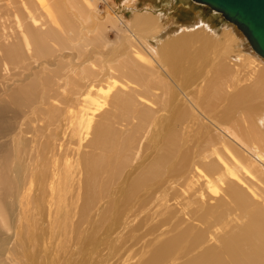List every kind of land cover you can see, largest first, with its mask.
<instances>
[{"label": "bare ground", "instance_id": "6f19581e", "mask_svg": "<svg viewBox=\"0 0 264 264\" xmlns=\"http://www.w3.org/2000/svg\"><path fill=\"white\" fill-rule=\"evenodd\" d=\"M95 1L18 0L8 1L5 8L0 5V93L21 107L19 110L23 105L35 110L38 103L42 111H37L49 122L44 127L48 133L53 125L61 124L59 98L65 90L59 91V75L52 81L45 72L54 75L61 71L57 62L61 52L75 47L72 42L77 37L78 42L85 40L83 32L88 28L93 27L97 35L91 10ZM136 1L124 0L130 5L125 9L132 11ZM104 14L120 23L126 33L127 49L108 54L114 62L124 58L142 68L150 66L168 79L167 65L178 71V63L186 56L191 55L193 66L202 56L210 63L214 83L204 74L192 75L190 93L177 89L167 100L168 92L163 93L155 107L143 98L115 93L128 89L122 77L123 82L112 77L117 73L126 77L128 69L123 64L115 69L113 61L106 62L99 78L90 68L85 69L74 77L76 87L66 105L67 122L77 145L83 137L96 134L100 147L109 154L92 159L84 170L78 159L72 163L75 169L69 170L68 162L60 167L56 162L58 149L50 144L53 133L45 136L43 129L39 137L25 138L20 128L10 139L12 165L7 162L10 154H0V187L11 186L7 172L23 171L22 157L25 161L40 159L44 168L34 173L36 179L32 177L26 188L15 192L21 218L28 228L47 223L52 244L59 237L77 233L78 224L91 211L95 224L90 237L95 243L90 251H108L102 256L99 252L97 264H112L113 259L119 260L116 264H175L178 256L182 258L178 264H264V201L257 202L264 197V111L253 118L257 106L264 109V58L221 15L230 24L221 34L209 21L198 18L193 27L180 24L176 35L152 46L150 39L170 29L171 25L163 24V13L156 14L146 6L134 9L129 21L115 13V18ZM9 19L15 21V30L7 29ZM194 44L198 47L191 54ZM237 44L241 49L233 48ZM85 46L81 44L77 55ZM236 67L245 69L243 75L236 74ZM36 72L41 73L37 102L33 100L35 84L27 81ZM224 102L226 107L218 110ZM108 105L111 120H119L118 114L135 122V131L126 136L132 138L120 141L113 123L94 128L97 114ZM146 136L147 143L155 147L153 155L145 154L149 147L141 141ZM133 149H137L133 162L117 157ZM34 181L41 189L30 196ZM141 229L144 231L136 236ZM22 231L23 224H19L17 240ZM125 235L128 242L120 240ZM51 244H40L46 258L52 255Z\"/></svg>", "mask_w": 264, "mask_h": 264}, {"label": "rangeland", "instance_id": "374dc122", "mask_svg": "<svg viewBox=\"0 0 264 264\" xmlns=\"http://www.w3.org/2000/svg\"><path fill=\"white\" fill-rule=\"evenodd\" d=\"M8 1H14L15 3L18 2V0H0V5L2 6V8L6 7ZM123 2L124 0H104V2L101 0L95 1L92 4L91 10H93L92 13L94 14V25L98 26L96 30L97 35H94L93 27L88 28L83 32L87 36V38L85 37V40L81 39V42H78L77 37L76 40L72 42L73 44H75V47L71 45V49L65 48V50L61 52L63 56L57 59V62L60 63L59 68L61 69V71H57L54 75L48 73V70L45 72V77H48V79L52 81H55V78H57L59 75L61 79V88L59 91L62 92V88L65 90L63 92L65 93V95L60 96L59 98V109H61L62 111L60 115L61 124L60 126L53 125L50 132L53 133V135L50 137L51 147L55 146L58 149V152L56 153L58 159L56 160V162L59 167L61 163L66 164L68 162L69 164H71L69 170L75 169V166L72 163L77 162L79 159L81 168L83 169V167L88 165L92 159L97 158L99 155L109 154L108 151H103L100 147L98 135L96 134L93 136L89 135L87 136V138L83 137V139L77 145V138L76 136L71 135V127L69 126L66 118V105L70 97V93L73 91V88L76 87V78L74 77H76L77 74H80V72H82L83 70L90 68L92 71L97 73V77L99 78L103 75V68L105 67V63L108 61H113V56H108V54L116 51L117 49L123 51L127 49V43L123 39V35H125L126 33L123 32L121 24L108 19L107 17H105L106 14L104 13L107 12L109 15L111 14L110 16L113 18H115L113 14L115 13L118 16L124 17L126 21L131 20L134 9L142 10L146 6H148V8L156 14L163 13L165 15V17L163 18V24L171 26L167 33L157 38L150 39L149 42L152 46H156V44H160L161 41H164L165 39L171 38L172 36L176 35L177 30L180 27H193V25L196 24L198 18H202L207 22L209 21V25L211 24L213 28H215L217 34H221L225 26L230 25L225 22L220 14H215L209 8L196 5L190 0H137L135 3L136 6L132 5V11L129 10V8L125 9V7H128L130 5L126 6ZM110 8H112L113 10ZM6 23L7 29L15 30V21L9 19ZM231 26L235 30V32H237L242 37L244 42L243 45L245 46V48H248L250 53L252 54L253 52L247 45L244 37L233 25ZM82 43L87 44V46L82 48L77 55V52ZM91 46L96 50L93 51L91 49ZM197 47L198 44H194L189 49L190 52L192 51L191 54L193 53V50L197 49ZM233 48H235L236 50L241 49L238 44L237 46L234 45ZM213 51L214 50H211L209 54H211ZM51 56L48 57V60H50V62L52 61ZM201 57L198 59L197 64H195L196 66H193L191 65V55L188 57L186 56L178 63V71L174 70L170 65H167L170 71V78L168 79L161 78L160 74H158V72L150 66L142 68V65L130 64V61L124 58H121L117 62L113 61V67L115 69L122 64L124 65L123 69L125 67L128 69V71L125 73V78L118 73L117 74L119 76L117 74H114V76H112L113 78L118 79L121 82H123V78L125 84L128 83L127 90H117L115 93L133 97L135 100H140V98H143L154 104L155 107H158L161 103V100L163 99V93L168 92V95L164 96L166 100L171 98L173 93L177 89L185 92L186 94L190 93L192 91L191 82L194 79L192 78V75L199 74L201 76L204 74L208 78V80L210 79V81L214 83L211 78H214L215 76L213 75L211 69H208L210 63H208L207 60L204 61L205 59ZM231 63L233 62L231 61ZM92 65L94 66L93 68H91ZM189 68L191 69V73L189 71ZM236 68L238 69V71H236V74L242 73L241 75H243L245 69H242L241 67ZM51 70L52 69H50V71ZM182 72L185 73V76L181 74ZM129 73H131V75H128ZM40 75V72H36V75L29 77L27 81L34 83L36 87ZM217 86L218 85H215L216 88ZM35 87L32 90L34 93L33 100H36L37 102L39 101L41 95V89ZM218 88L220 89V87ZM220 94H222L221 91ZM225 103L226 102L220 104L218 106V110H221L222 107L225 108ZM109 105L105 109V112L97 114L98 116L96 115L97 117L94 119L96 120V122H94V128L97 129L102 125L105 126L107 124L113 123V127L120 135L119 140L123 141L124 139H126L127 141L132 137L126 136H129L132 132L135 131V122L128 119L125 120L126 117L118 114L117 118L119 120H111V117L108 116V111L110 109ZM260 107L261 106L256 107L258 110L254 112L253 118L257 119V113L259 112V110L264 111V109H262L263 107ZM20 108L21 107L14 105L9 97H3L0 93V154L5 156L7 153L10 154L7 160L9 165H12L14 160L12 153H10L12 152L10 139L14 135H16L18 129L22 128V130L26 134V136H24L25 138H31L32 136L39 137V133L49 123L45 119L43 121V116L41 117V113L37 111H42V107H40L38 103H36L34 106L35 110H32V105H23L22 110H19ZM119 112L120 111H118V113ZM34 113L35 115L33 116ZM20 121H22L21 124ZM37 127H39V130L35 131ZM42 132L45 136H49L50 134L46 131V128ZM147 140L148 136L144 137V139H142L141 141L142 145H147L149 147V150L145 149V154L148 153L149 155H153L155 152V147H151V145L147 143ZM136 154L137 149H133L128 151L126 155H124L122 152L118 154L117 157H120V159L122 160L133 162L135 160ZM141 155V152H139L137 156L140 157ZM21 161L24 163L23 171L17 170L15 174L7 172V177L11 183V186H9L8 189L0 187V264H97L98 262H100L99 252H101L100 256H102L105 255L106 252L108 253V251L106 249L99 252L98 250L94 252L90 251L93 248L92 243H95L94 239L90 237L92 236V231L94 230L95 224V217H90L91 211L89 215L78 224L77 233L75 232L71 236L59 237L52 244L50 236H48L49 230L47 228V223L44 222L41 225H35L30 228L27 227L25 220L22 219L19 214L18 198H15V192L19 188L21 190L22 188H26L32 177L33 179H36L34 173L37 174V172L42 171L44 167L41 160L38 158L27 159L25 161L24 156L21 158ZM148 162V160L144 162V166L147 165ZM46 164L50 165L49 163ZM135 169L136 168L133 167L132 170L135 171ZM44 171L45 170H43V172ZM131 174H133L132 171L130 175ZM40 189L41 188L38 183L34 181V183H32L33 193L30 196L37 194ZM262 201H264L263 196L259 197L257 200V202L259 203H261ZM187 221H189V218L186 219V222ZM19 224H23V231L19 236V240H17L15 234L16 228ZM138 231H136V236H140L144 229H141L139 232ZM127 239L129 238H127L126 235L120 238L122 242H128ZM37 241L39 244L36 243L35 246L34 243ZM42 241H44V245L46 244L47 247L48 245L50 247L51 244L52 255L47 258L46 251H44L45 248L40 247ZM130 243L131 242L127 244ZM139 244L140 243H138L137 247L139 246ZM117 260L118 259H113L111 261L113 262L112 264L118 263L119 260ZM176 260L177 261H175V264H178L180 261H182V258L178 256Z\"/></svg>", "mask_w": 264, "mask_h": 264}, {"label": "water", "instance_id": "95a60500", "mask_svg": "<svg viewBox=\"0 0 264 264\" xmlns=\"http://www.w3.org/2000/svg\"><path fill=\"white\" fill-rule=\"evenodd\" d=\"M234 24L264 58V0H192Z\"/></svg>", "mask_w": 264, "mask_h": 264}]
</instances>
